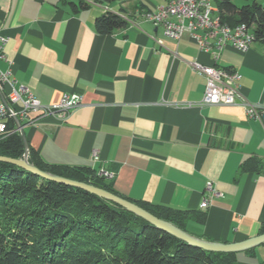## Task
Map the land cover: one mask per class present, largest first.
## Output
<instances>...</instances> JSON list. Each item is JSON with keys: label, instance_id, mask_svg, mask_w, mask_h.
<instances>
[{"label": "crops", "instance_id": "1", "mask_svg": "<svg viewBox=\"0 0 264 264\" xmlns=\"http://www.w3.org/2000/svg\"><path fill=\"white\" fill-rule=\"evenodd\" d=\"M80 0H0V34L8 39L0 68L29 88L44 106L77 94L82 107L66 121L41 118L25 126L30 150L49 165L101 168L102 181L122 197L206 214L191 223L194 236L216 243L257 237L264 226V45L246 52L225 47L216 59L190 37L176 42L139 15L165 0L91 3ZM128 15L126 29L100 35L96 19ZM197 62L241 75L244 105L200 107L206 76ZM98 151V158L92 154ZM255 159L258 172H241ZM222 198L201 210L207 183ZM233 264H264V244L236 254Z\"/></svg>", "mask_w": 264, "mask_h": 264}, {"label": "trees", "instance_id": "2", "mask_svg": "<svg viewBox=\"0 0 264 264\" xmlns=\"http://www.w3.org/2000/svg\"><path fill=\"white\" fill-rule=\"evenodd\" d=\"M120 1L80 0L70 6L77 13L88 10L91 3L108 5ZM236 1L216 3L222 23L233 28L245 25L256 43L264 45V6L254 2L239 7ZM137 9L140 16L150 12L140 6ZM130 22L128 15L107 12L96 19V30L100 35H111L126 29ZM24 152L21 136L0 141V153L4 156L19 159ZM30 162L43 171L99 185L117 194L110 186L97 182L96 173L88 168L49 165L34 150H30ZM258 171L255 159L241 166L242 173ZM138 204L188 233L189 224L202 225L207 219L203 212ZM235 261L234 253H210L190 246L107 200L0 162V264H233Z\"/></svg>", "mask_w": 264, "mask_h": 264}, {"label": "built area", "instance_id": "3", "mask_svg": "<svg viewBox=\"0 0 264 264\" xmlns=\"http://www.w3.org/2000/svg\"><path fill=\"white\" fill-rule=\"evenodd\" d=\"M163 6L146 15H152V23L162 28L166 38L179 42L185 37L192 38L206 53L217 59L227 46L246 53L256 43V39H247L244 34H228L217 18V9L209 0H165ZM8 39L0 34V60L4 59V48ZM264 53V49H263ZM192 68L206 76V87L200 107L244 105L251 116L258 114V109L246 103L240 94L241 75L237 72L217 67H206L197 62ZM82 107V98L77 94H65L61 101L52 106H44L34 93L19 84L10 71L0 68V137L20 135L25 126L36 125L46 116H58L66 121L72 113ZM98 151L92 154L98 158ZM99 178L112 179L114 174L101 168ZM206 193L200 208L210 206L211 198H222L212 182L207 183Z\"/></svg>", "mask_w": 264, "mask_h": 264}, {"label": "water", "instance_id": "4", "mask_svg": "<svg viewBox=\"0 0 264 264\" xmlns=\"http://www.w3.org/2000/svg\"><path fill=\"white\" fill-rule=\"evenodd\" d=\"M261 118L264 122V111L262 112ZM14 135H18V134H14ZM18 136H21L24 142L25 152H24L23 157L16 159V158L4 156L0 153L1 163H7V164L17 166L47 181H52V182L66 185V186L74 187V188L83 190L85 192H88L92 195H95L99 198H102L104 200H107L108 202L118 205L121 208L125 209L126 211L132 213L133 215H135L136 218H140L146 221L147 223H149L156 229L166 232L169 235L173 236L174 238L190 246L204 250L206 252L237 254V253L244 252V251L253 249L255 247H258L264 244V234H260L257 237H254L246 241L238 242V243H216V242L208 241L206 239H201L178 228L177 226H175L174 224L170 222H167L165 220H162L156 217L152 213L142 208L138 204L137 201H134V200L122 197L113 192H110L99 185L85 183V182L69 179V178L62 177L56 174H52L50 172L43 171L30 162V145H29L27 136L25 134V130L23 129L22 133ZM8 137H3V138L0 137V141Z\"/></svg>", "mask_w": 264, "mask_h": 264}, {"label": "bare ground", "instance_id": "5", "mask_svg": "<svg viewBox=\"0 0 264 264\" xmlns=\"http://www.w3.org/2000/svg\"><path fill=\"white\" fill-rule=\"evenodd\" d=\"M210 4L214 6V3L216 4L218 2V0H209ZM217 9V18H220V14H219V9L216 6H214ZM145 18V20L149 21L152 23V15H144L143 16ZM221 25L222 27L226 30V33L228 34H236V32L238 31L241 34H244L246 36L247 39H254V36L252 35V33L247 29V27L245 25H239L236 27H230L224 23H222L221 21Z\"/></svg>", "mask_w": 264, "mask_h": 264}, {"label": "rangeland", "instance_id": "6", "mask_svg": "<svg viewBox=\"0 0 264 264\" xmlns=\"http://www.w3.org/2000/svg\"><path fill=\"white\" fill-rule=\"evenodd\" d=\"M254 2H257L259 3L260 5L264 6V0H237L236 1V4L239 6V7H242V6H245V5H251L253 4ZM214 6H216V4L214 3ZM96 178H97V182H102V181H105V180H108V179H103V178H99L97 173H96ZM189 227V226H188ZM199 238V237H198ZM202 239V238H201Z\"/></svg>", "mask_w": 264, "mask_h": 264}]
</instances>
